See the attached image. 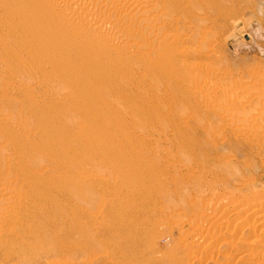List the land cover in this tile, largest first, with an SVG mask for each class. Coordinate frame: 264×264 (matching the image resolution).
<instances>
[{
	"label": "bare ground",
	"instance_id": "6f19581e",
	"mask_svg": "<svg viewBox=\"0 0 264 264\" xmlns=\"http://www.w3.org/2000/svg\"><path fill=\"white\" fill-rule=\"evenodd\" d=\"M12 2L16 5L17 14L25 13L26 21L21 29L27 33L28 41L22 49L28 55H77L81 60L83 76L89 80L91 87L93 82L107 86L110 93L114 92L112 93L114 97L120 98L118 93L124 88L117 77V73L121 74L123 66L147 71L149 75L153 69L163 70L165 79L169 81L167 77L170 78V73L167 70L178 69L173 57L170 58L173 63L166 69L159 65L160 63L151 66L143 62V55H149L150 52L156 55H185V52L181 53L183 50L178 51L179 48L176 50L170 43V35L168 36L165 30L170 22L166 21L168 17L161 10L165 7L169 12L171 3H176V0H12ZM12 30L13 27L8 29L9 32ZM8 66H5L6 69ZM0 78V81L2 78L5 81L4 77ZM89 84H87L88 89ZM172 86L176 88L175 90L184 92L183 86L174 85V82L170 87ZM67 91L61 90V93H65L63 96L68 95ZM41 97L42 95L32 96L33 103H41L40 99L43 98ZM124 101L128 105L132 102L130 99ZM52 102L66 109L67 112H74L79 119L78 122L77 119H73L76 124L65 123L61 116L48 114L37 106L31 110L32 122L36 121L34 132L26 136L11 134V141L19 144L18 153L22 155L18 165L23 164V158L26 162L25 156L27 160L32 161L30 164L32 166L29 167L32 172L26 174L27 169L23 166L18 169L20 173L26 174L22 182L29 184L26 186H29L31 192L33 191L34 196H32L35 198L33 206L35 210L42 211L43 217L34 219L32 225L30 223V227L33 226L39 231L36 243L41 246L26 251L27 247L23 246V241L18 237L20 233L15 234L18 229L23 231L25 226V220L21 215L19 216L17 206L12 202V197L20 193L17 190L19 185L16 189L13 187L15 184L12 186L9 182L0 185L2 199L0 249L5 260L14 261V264H60L55 263L53 259L81 256L86 260L72 261L73 263L70 264H182V261L191 255L198 264L205 257L212 260L213 264H232L233 260V264H264V188L259 190L256 188V190L251 181L248 183L247 177H237L236 174L235 184L253 189L248 194L240 192L239 200L237 196H228L230 198H226L225 202H222V199L221 202L215 200L216 205L212 201L209 202L211 205L214 204L213 207L204 204L206 199L204 203L202 199L201 202L192 203L189 195L188 197L184 195V201L191 205L190 211L193 215L192 221L188 220L179 207H175L177 210H164L157 206L161 201L170 202L165 200L168 194L164 189H167V182L172 183L171 179L156 177L151 180L152 184H139L137 176L131 171L120 170L116 180L95 174L93 170L109 161L108 156L112 153L110 148L117 144L111 135L114 129L106 130L97 124L98 121H106V113L103 110H99L91 100L84 98L82 101L79 97L73 96H66L65 101L53 99ZM79 104H84L87 108L82 110ZM0 111L3 113L5 110ZM255 114V118L245 120V123H230L232 125L229 131L219 130L218 137L229 133L234 137L245 136V140L251 141L259 153L264 152V104L256 106ZM8 121L9 119L0 121L2 130L8 131L10 126L15 124ZM54 123L58 124V128L52 129L49 135L46 132L43 135L44 129ZM66 138L77 145L79 150L76 152H80L78 158L68 157L70 151L75 148L73 144L63 141ZM16 144L6 145L14 148ZM14 154L16 155V152ZM39 159L47 162L46 167L35 164ZM70 165L76 169L81 165L83 170L77 169L76 172H72ZM84 165H87L86 168ZM89 171H92L90 175H88ZM231 181L233 180L229 176L224 177L225 183ZM152 185L157 190L153 195L149 189ZM83 187L99 194L96 199L85 197V205L88 209L81 207L75 201L77 189ZM116 194L126 200L113 203L110 198ZM138 196L143 199L140 200ZM67 198L68 200H64ZM169 200L172 199L169 197ZM43 211L46 212V216ZM229 212L231 213L227 216ZM165 224L167 231L160 232L159 227ZM189 228L192 232L187 231ZM174 231L177 232V238L173 235ZM160 239H164L167 245L178 240V245L173 249L161 248L158 246ZM217 244L220 246H216Z\"/></svg>",
	"mask_w": 264,
	"mask_h": 264
},
{
	"label": "rangeland",
	"instance_id": "374dc122",
	"mask_svg": "<svg viewBox=\"0 0 264 264\" xmlns=\"http://www.w3.org/2000/svg\"><path fill=\"white\" fill-rule=\"evenodd\" d=\"M171 5L169 12L165 7L161 9L168 17L166 21L170 22L165 30L168 36L170 35L169 40L173 48L176 50L179 48L178 51L183 50L181 53L185 52V55H156L150 52L149 55H143V62L151 66L160 63L159 65L167 69L168 65L173 63L170 60L173 57L178 69L167 70L170 73V78L167 77L169 82L165 79L163 70L153 69L149 75L147 71L123 66L121 74L117 73V77L124 86L118 93L119 97L123 98L120 99L114 97L112 94L114 92L110 93L107 86L93 82L91 87L89 80L83 76L81 60L77 55H28L22 49L28 41L27 33L21 29L26 21L25 13L17 14L16 5L12 0H0V72H2L0 77L5 79L4 81L2 78L0 81V110L6 111L5 113L0 111L2 116L4 114L3 119L0 114V121L9 119L8 123H15L8 131L0 128L3 131H0L2 139H0L2 141L0 142L2 143L0 145V185L9 182L12 186L15 184L13 186L15 189L19 185L17 190L20 193L12 197V202L16 204L19 216L21 215L25 220V226L23 231L15 229L17 230L15 234L20 233L18 237L23 241V246L27 247L26 251L41 246L36 243L39 231L33 226L30 227V223L32 225L34 219L43 217V213L38 209L35 210L34 193L29 186H26L29 185L28 183H23L26 174L32 172L29 169L32 161L27 160L25 156L26 162L23 158V164L20 166L26 167V174L20 173L18 168L21 167L18 162L22 155L18 153L19 144L11 141V134L26 136L34 132L36 121L32 122L31 110L37 106L48 114L61 116L65 123L76 124L79 119L77 115L55 105L52 102L53 99L65 101L66 96H73L83 101L85 98V100H91L99 110H103L106 113V121H98L97 124L106 130L114 129L111 135L117 144L110 148L112 153L108 156V162L95 170L90 168L96 175L109 180L114 178L116 180L120 170L134 172L139 184H152L151 180L156 177L171 179L172 183L167 182V189H164L166 186L163 188L168 194L165 200L170 202L161 201L157 204L164 210H177L179 207L185 218L192 221L191 205L185 203L184 195L187 197L189 195L192 203L202 200L204 203L206 199L204 204L207 206L211 201L216 205L215 200L225 202L226 198L236 196L240 199V192L248 194L253 189L235 184L236 174L237 177H247L248 183L252 182L254 189L264 188V152L259 153L251 141L245 140V136L235 135L234 137L228 132L229 134L218 137L219 130L226 132L234 123L241 124L245 123V120L255 118L256 106L264 104V0H176V3ZM10 27H13L11 32L8 31ZM174 40L176 41L173 42ZM186 51L190 55H187ZM106 63L109 64V62ZM6 65H9L7 69ZM173 82L174 85L183 86L184 92L175 90L173 86L170 87ZM87 84L90 86L89 89ZM14 86H17L18 90ZM61 90L62 92L68 90V95L63 96L65 93H61ZM31 95L34 97L42 95L43 98L40 99L42 102L33 103ZM138 97L141 99L139 100ZM124 99L132 101L129 102L131 107ZM22 105L25 107L23 108ZM78 106L82 110L87 108L84 104ZM73 119H77V122ZM57 128L58 124L54 123L44 129L43 135L45 132L49 135L52 129ZM63 141L73 144L75 148L70 151L68 157L78 158L80 152H76L79 149L75 142L69 138ZM7 143H13L16 146L10 148L6 145ZM46 163L45 160L40 159L35 162L43 167H46ZM86 166L84 165V168ZM79 167L78 171L83 170L81 165ZM69 168L72 172L77 171L72 165ZM91 172L89 171L88 175ZM226 176L233 180L232 183L224 182ZM26 187L27 189H23ZM149 189L152 195L157 191L154 185ZM98 195L96 191L83 187L77 189L76 200L74 198L73 200L81 207L88 209L85 205V197L96 199ZM169 197L172 200H169ZM110 199L113 203L126 200L117 194ZM142 199L143 197H140V200ZM1 200L0 198V202ZM30 203L31 206H29ZM214 204H212L213 207ZM43 212L46 216V212ZM159 231H167L166 224L160 226ZM187 231L192 232V229L189 228ZM173 235L178 237L175 231ZM165 242L164 239L158 240V246L173 249L175 245H178V240L169 245ZM2 254L0 249V264H14V261L5 260ZM84 259L81 256L78 258L70 256L53 259V261L70 264ZM233 262L234 260L232 264ZM182 264L198 263L194 256L190 255L188 259L182 261ZM200 264H213V262L205 257Z\"/></svg>",
	"mask_w": 264,
	"mask_h": 264
}]
</instances>
